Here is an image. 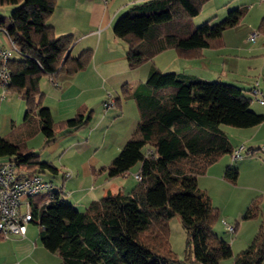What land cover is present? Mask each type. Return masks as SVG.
<instances>
[{"label":"trees","instance_id":"1","mask_svg":"<svg viewBox=\"0 0 264 264\" xmlns=\"http://www.w3.org/2000/svg\"><path fill=\"white\" fill-rule=\"evenodd\" d=\"M210 1L148 0L131 7L114 26L115 37L128 45L129 67L136 69L169 49L181 59L192 60L202 58L204 50L222 48L224 33L238 26L246 11L235 9L219 24L206 22L194 27L192 19ZM57 3L0 0V8L16 6L9 17L0 16V31H5L20 51L9 63V93L18 94L26 104L24 123L0 138V158L14 163L21 177L57 172L25 143L38 131V123L49 144L59 134L86 126L93 117V111L84 108L74 118L54 123L43 103L40 84L44 76L54 80L61 74L74 76L92 59V51L72 57L73 36H57L48 25ZM263 26L264 22L259 32H264ZM253 89L245 91L221 81L186 79L158 70L136 87L124 86L123 99L135 102L139 121L104 171L114 179L126 177L139 166L134 175L137 185L129 193L122 188L108 192L82 211L62 198L63 191H53L49 182L52 192L30 198V224L39 228L43 246L57 254L61 264H182L169 240L170 221L179 218L196 264H221L231 258L233 264H263L264 229L260 228L247 248L234 254L217 232L219 209L198 186L199 177L238 149L222 126L251 129L264 122V115L251 109L257 102ZM123 99L116 105L120 107ZM238 176L237 168L225 173L231 183ZM262 201V196L253 200L243 219H258ZM225 224L233 226L234 233L227 231ZM222 226L228 234H235V225L223 220Z\"/></svg>","mask_w":264,"mask_h":264},{"label":"crops","instance_id":"2","mask_svg":"<svg viewBox=\"0 0 264 264\" xmlns=\"http://www.w3.org/2000/svg\"><path fill=\"white\" fill-rule=\"evenodd\" d=\"M145 1L148 0H107V2L103 0H58L54 14L48 20V25L55 29L57 36H73L74 45L70 50L72 57L92 51V59L85 70L74 76L59 75L56 78L58 87L51 84L49 77L47 82L42 80L40 84L41 92L44 94V106L50 110L54 123H56V115L60 121H66L74 118L81 109L86 108L93 111L92 120L86 126L63 135L60 142H58V138L54 141L60 145L63 155L68 150L75 153L84 150L88 152L89 147L95 150L93 154L97 155L95 152L102 147L104 153L101 157H105L110 154V146L106 144V140L109 136L107 134L112 130L118 142L132 136L139 121V113L133 100L123 99L122 89L126 85L133 88L146 82L149 75L155 70L163 73H176L186 79L219 81L218 77H215L218 72L211 70L210 66L203 61H214L216 59L215 52L227 48L225 37L222 48L204 50L203 57L200 59H181L176 51L169 49L136 69L129 67L126 59L128 45L115 37L114 26L117 20L131 7ZM235 2L236 5L232 8L246 11L242 20L247 15H252L254 11H258L261 17L258 19V25L253 22L250 25L254 26L253 29L251 30L249 27V32L241 34L243 45H230V52H225L232 55L222 63V67H225L226 63L229 65L228 73L221 74H224L228 80L230 76L235 78L238 74L241 79L238 81L232 79V83L228 84L250 91L256 83H259L260 90L264 92L263 38L259 39L256 44L249 41L250 34L254 32L255 28V31L261 30L260 27L264 22V0H235ZM227 10L230 8L228 7ZM241 22L236 27H239ZM0 33L2 32L0 31ZM261 33L264 34L262 31ZM2 35L0 47H3L2 43H7L3 33ZM235 36H237L236 33L233 36L229 35L228 38ZM163 56H166L168 60L162 65L164 67H160L157 65L156 59ZM197 65L202 66L207 72L197 71L199 70L196 69ZM235 72L237 73L235 74ZM104 87L112 88L114 93L112 99L115 101V106L106 110H103L102 106ZM246 94L248 95L247 92ZM120 98L123 100L119 107L116 105V101ZM251 109L264 115V106L257 102L252 103ZM36 126L38 131L34 137L42 133L39 123ZM92 127L94 128L92 129ZM88 128L91 134L84 135ZM222 130L229 137L234 149L244 147L243 158L234 160L231 155L222 157L208 169L205 175L199 177L198 186L210 197L213 206L219 209L221 218L216 226L217 232L224 241L231 245L233 253L237 254L240 252V248L242 251L249 246L261 227L264 229V122L251 129ZM101 134L105 135V138L103 143L98 146L96 144ZM94 135L96 137L92 138ZM90 141L93 145H90ZM32 152L37 154L35 151ZM7 160L0 158V166ZM89 161L91 162L92 159ZM44 162L52 164L57 172L51 173L49 178H42L54 185L53 191L56 193L63 191L62 198H68L79 209L80 207L86 208L92 201L99 200L108 192H117L120 188L125 190L124 187L119 186L116 178L109 179L107 177L104 168L111 163L100 165L97 170L86 161L90 171L85 174L83 172L81 175L76 165L71 167L73 165L68 164L66 159L62 164L64 167L62 170H59L52 162ZM231 167L237 168L239 172L235 183L225 179V173ZM135 168V173H137L139 166ZM68 172H71V176L66 178L65 175ZM59 175L61 178H58ZM124 192L127 193L126 190ZM44 194L48 195L47 192ZM260 196L263 197V201L259 218L252 221L244 220L243 216L247 208L253 200ZM230 206H233L235 214L228 212L227 208ZM223 220L236 226L234 235H230L224 230ZM35 226L30 224L24 237L13 236L9 239L0 237V264H61L59 256L49 252L43 246L40 230Z\"/></svg>","mask_w":264,"mask_h":264},{"label":"rangeland","instance_id":"3","mask_svg":"<svg viewBox=\"0 0 264 264\" xmlns=\"http://www.w3.org/2000/svg\"><path fill=\"white\" fill-rule=\"evenodd\" d=\"M235 5H236L235 0H211L207 5L203 7L201 14L192 19L191 21L192 25L194 27H199L206 22H210L213 25L219 24L221 21H223L227 17L230 11L235 10V8H232V7H235ZM228 7L230 8V10H227ZM15 8L16 6H12V5L1 7L0 16L9 17ZM260 17H261V14L258 11L256 12L254 11L252 15H247L242 20L239 27H236L234 29H231L225 32L224 37L227 39V44H228L227 48L225 50L223 49L220 50V52L219 50H217L215 52L216 59L214 61L212 62L208 60L203 61V62H206V65L210 66L211 70L218 72L215 74V77H218L219 81H222L224 83H229L233 80L238 81L239 79H241L237 74L235 78L230 76L229 78L230 81H229L224 74H221L223 72L228 73L227 68L229 67V65L226 63L225 67H222V63L223 61L226 62L227 58L232 55V54H226L225 52L227 51L230 52L231 50L230 45H238V44L243 45L241 34L249 32V27H251V30H252L253 29L252 27L254 26H250V25L253 22L257 23ZM235 33L237 34V36L228 38L229 35L233 36V34ZM0 38H3L2 33H0ZM1 46L8 47V44L5 42V43H2ZM16 56L17 55H15V57ZM167 60L168 59L166 56L156 59L157 65L161 67L165 62H167ZM196 69H199L197 71L202 70L203 73L207 72V70H204L203 67L200 65H197ZM236 73L237 72H235V74ZM209 78L211 77L209 76ZM42 80L47 82L49 78L48 76H44ZM111 89H112L111 87H104V95H103L104 97L102 100V102L103 101L104 102L103 103L101 102L104 108L103 110L110 108V107H106L105 106L106 104L111 103L113 107L115 106V101L114 99H112V97L114 98V93ZM25 116H26V106H25V101L23 100V98L20 97L18 94L11 93V92L8 95L3 96L2 89H1V92H0V137L9 135L11 130L14 129V126L16 128H19V126L23 124L25 120ZM55 120H56V123L61 122L57 115L55 116ZM103 127H106V126H103ZM93 128L94 127H92V129ZM222 129L236 130V128H232L228 126H222ZM85 131L86 133L84 135H87L89 133L91 134V131L89 130V128L86 129ZM107 136L108 138L106 140V144L110 146V149H109L110 154L105 157H101L104 153V150L102 149V147L98 149L97 152H95V154L97 155L93 154L95 150H93L90 147L88 148V152L84 150V151H80V153L79 151L75 153L74 151L68 150V152L65 155H63V150L61 149V147H59L60 145H58V143L56 144L55 142L49 143V144L45 143L42 133L39 136H36V137L33 136L32 138L27 139L25 143L27 145V148H29L32 151H35L40 156V161L52 162L59 170H62V168H64L62 164L64 163V160L66 159L68 164L73 165L71 167H74L76 165V167L79 169V172L82 175L83 172L85 174L90 171V167H88L87 162L91 166L96 167L97 170H99L100 165L111 163L112 160L120 153L121 149L125 146V144L127 143V140L131 137L130 136L127 140L125 139V140H121V142L120 141L118 142V140L116 139V136L113 135V130L109 134H107ZM57 137H58V142H60L62 141L61 139L64 136L59 134ZM95 137L96 136L94 135L92 138H95ZM99 138L100 139L98 143L96 144L98 146L103 143L105 135L101 134ZM91 141L89 143L90 145H93ZM90 159H92L91 162L89 161ZM135 172H136V168L133 169V171H130L126 177L116 178V180L119 183V186L124 187L127 193L131 192L133 188L137 185L136 181L134 180V175L136 174ZM67 174H70L71 176V172H68ZM50 176H51V173L49 171H46L42 174L43 178H49ZM58 178H61V175H59ZM63 199L69 204L71 203V201L68 198L64 197ZM80 209L83 211L85 208L80 207ZM227 210L230 214L236 213L235 210L233 209V206L232 207L230 206L229 208H227ZM170 230H171V234H170L169 240H170L172 250L177 254V258L183 262L182 264H196L194 262L195 260L194 250L189 249L187 246L186 233L181 225L179 218H174L170 221ZM240 252H241V248H240ZM221 264H233V258L223 260Z\"/></svg>","mask_w":264,"mask_h":264},{"label":"built area","instance_id":"4","mask_svg":"<svg viewBox=\"0 0 264 264\" xmlns=\"http://www.w3.org/2000/svg\"><path fill=\"white\" fill-rule=\"evenodd\" d=\"M103 1L107 2V0ZM1 32L8 44V47H0V87L2 95L6 96L11 84L9 63L20 51L15 43L7 37L6 32ZM261 38H263L264 44V34L254 31L250 34L249 41L256 44ZM50 81L53 86H58L57 81L53 78ZM252 93L256 97V101L264 106V93L260 91L259 83H256ZM105 106L113 107L111 103ZM243 150L244 147L237 149L232 154V158L234 160L241 159ZM65 177H70V174H66ZM135 179L139 180L140 177L136 175ZM52 190V184L46 182L40 175L21 177L12 162L0 166V235L5 239L13 236L24 237L27 233V226L32 222L30 198L45 192H52ZM225 229L230 233H234L235 230L233 226L226 224Z\"/></svg>","mask_w":264,"mask_h":264}]
</instances>
